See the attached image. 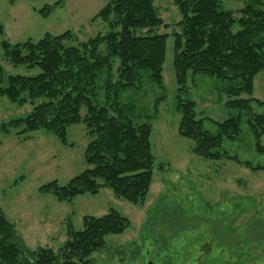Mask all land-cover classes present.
<instances>
[{"label": "rangeland", "instance_id": "obj_1", "mask_svg": "<svg viewBox=\"0 0 264 264\" xmlns=\"http://www.w3.org/2000/svg\"><path fill=\"white\" fill-rule=\"evenodd\" d=\"M256 0H221L226 10L240 16ZM264 4V0H260ZM0 0V24L11 44L46 34L72 32L87 41L108 31L101 18L94 19L110 0ZM169 34L163 86L144 80L128 90L122 102L136 105V116L152 118L154 180L145 205L135 206L115 197L109 189L83 195L72 203H60L40 188L53 181L66 185L86 168L85 149L91 141L84 125L68 129L63 145L51 133L40 130L24 141L18 130L1 132L2 124L27 117L33 105L22 107L0 95V208L15 225L21 242L30 249L58 252L67 239V228H84V217H100L111 209L127 217L131 225L121 235L107 237L106 246L93 255L94 264H264V153L243 115L242 131L235 139H223L220 160L207 161L193 153L194 142L179 134L181 116L176 108L177 83L173 68L172 34L181 15L173 0H155ZM53 7L48 17L41 11ZM2 86L10 75H36L38 69L14 66L4 59ZM116 79V78H115ZM220 80L190 76L184 99L196 102L198 118L217 134V122L234 111ZM229 86V84H228ZM251 102L253 114H264V71L256 80ZM84 115V111H83ZM264 147V136L261 139ZM237 159V161L235 160ZM245 164H250L247 167Z\"/></svg>", "mask_w": 264, "mask_h": 264}, {"label": "trees", "instance_id": "obj_2", "mask_svg": "<svg viewBox=\"0 0 264 264\" xmlns=\"http://www.w3.org/2000/svg\"><path fill=\"white\" fill-rule=\"evenodd\" d=\"M64 3L57 0L54 7ZM173 3L181 15L174 25L179 31L172 34L180 136L194 142L197 156L220 160L223 139L238 137L243 115L249 114L257 150L264 153V114H253L254 99L244 97H252L255 80L264 71L263 2L247 4L240 16L226 10L221 0ZM52 9H43L41 15L48 17ZM98 18L105 21L108 31L87 41H77L67 31L11 44L4 39L0 24L4 59L14 66L39 70L36 75H10L6 86L0 78L1 96L20 107L33 105L27 117L2 124L1 132L18 130L17 136L26 141L44 130L70 146L68 129L86 126L91 139L84 153L87 168L66 185L53 181L40 192L60 203H72L79 196L109 189L116 198L143 206L151 192L156 164L152 118L136 116V105L122 102L121 97L128 90L139 89L145 79L163 86L170 35L157 31L167 25L155 0H110L94 19ZM191 75L227 84V107L234 114L216 123L217 134L205 129L196 102L183 98ZM130 225L127 217L111 209L104 216H85L83 230L70 225L58 252L44 247L33 250L21 242L15 225L0 208V264H94L93 255L106 246L107 237L125 233Z\"/></svg>", "mask_w": 264, "mask_h": 264}]
</instances>
